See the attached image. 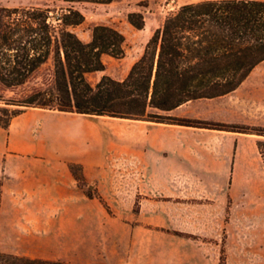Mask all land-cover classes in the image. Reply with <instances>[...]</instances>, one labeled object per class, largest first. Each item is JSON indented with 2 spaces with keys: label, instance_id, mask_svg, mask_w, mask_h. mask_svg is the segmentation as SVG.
Instances as JSON below:
<instances>
[{
  "label": "trees",
  "instance_id": "1",
  "mask_svg": "<svg viewBox=\"0 0 264 264\" xmlns=\"http://www.w3.org/2000/svg\"><path fill=\"white\" fill-rule=\"evenodd\" d=\"M51 1L53 6L0 5V89L18 92L9 99L0 95V128L6 129L26 109L38 108L240 132L235 125L167 113L234 92L264 62V1L181 5L153 32L126 78L102 76L95 85L87 76L104 70L103 56L122 57L125 38L112 26L97 25L83 41L75 32L84 22L77 5L114 0ZM128 21L136 29L144 26L139 13L130 14ZM253 131L264 137V127ZM257 150L264 163V140L257 142ZM67 166L78 185L85 182L79 164ZM84 195L109 212L98 192ZM0 264L69 263L0 253Z\"/></svg>",
  "mask_w": 264,
  "mask_h": 264
},
{
  "label": "crops",
  "instance_id": "2",
  "mask_svg": "<svg viewBox=\"0 0 264 264\" xmlns=\"http://www.w3.org/2000/svg\"><path fill=\"white\" fill-rule=\"evenodd\" d=\"M190 103L167 115L214 118L189 111ZM39 111L28 108L0 128V253L16 254L7 244L10 237L21 242L45 234L41 230L63 205L86 218H93L95 208L108 213L84 195L68 162L82 167L85 181L114 212L126 191L124 183H133L138 233L150 236L156 228H166L216 239L227 217L237 218L240 200L248 219L255 214L256 200L264 201V163L255 164L249 146L253 135L120 118H110L115 120L111 127L101 130L81 129L79 120L108 117ZM120 122H135L130 125L135 130H125ZM123 156H131L134 165L122 164ZM242 162L245 178L240 180Z\"/></svg>",
  "mask_w": 264,
  "mask_h": 264
},
{
  "label": "rangeland",
  "instance_id": "3",
  "mask_svg": "<svg viewBox=\"0 0 264 264\" xmlns=\"http://www.w3.org/2000/svg\"><path fill=\"white\" fill-rule=\"evenodd\" d=\"M203 1L209 0H114L109 4H78L84 22L75 32L83 41L90 39L91 29L97 25L112 26L125 38L124 55L120 58L103 56L104 70L89 74V83L95 85L102 76L118 81L126 78L164 18L181 5ZM0 5L43 7L53 6V3L51 0H0ZM132 13L143 16L142 29H136L129 23L128 16ZM17 93L0 89V95L5 99L14 98ZM0 106H3L2 102ZM187 109L214 117L199 120L235 125L240 131L237 133L253 135L254 142L249 146L254 149L256 166L262 164L257 142L263 141L264 137L251 133L264 127V62L234 92L215 99L192 101ZM42 110L40 114L51 111ZM110 118L89 117L86 119L90 123L79 120L76 124L81 129L93 127L94 130H101L111 127L110 123L115 120ZM120 123L127 131L135 130L130 126L135 122ZM132 159L131 156L121 157L122 164L127 165H134ZM244 172L245 162H242L240 180L245 178ZM258 185L256 189L261 192L262 184ZM123 186L126 191L116 205L119 211L114 212L109 207V212L101 215L95 208L93 218H86L77 208L63 205L53 213V221L47 222L46 229L41 230L45 234L26 237L21 242L10 237L8 246L19 257L69 264H264L262 197L256 200L255 214L249 219L246 203L240 200L236 206L237 218L227 217L223 231L216 239L166 228H156L154 235L150 236L143 234L144 230L138 233V195L135 194L134 184L125 182ZM78 187L83 192H97L94 185L86 181ZM96 205L100 208L97 202Z\"/></svg>",
  "mask_w": 264,
  "mask_h": 264
}]
</instances>
